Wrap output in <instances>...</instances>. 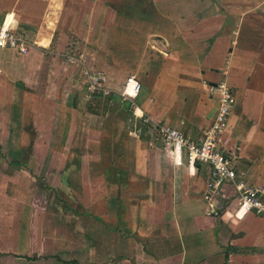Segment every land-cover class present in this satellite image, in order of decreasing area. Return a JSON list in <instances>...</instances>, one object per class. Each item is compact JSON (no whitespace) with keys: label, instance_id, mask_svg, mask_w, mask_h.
Listing matches in <instances>:
<instances>
[{"label":"crops","instance_id":"0c3cea01","mask_svg":"<svg viewBox=\"0 0 264 264\" xmlns=\"http://www.w3.org/2000/svg\"><path fill=\"white\" fill-rule=\"evenodd\" d=\"M8 23L37 44L0 48V222H15L0 228V264H264V218L235 215L234 185L211 196L209 213V167L177 163L129 101L113 98L135 75L137 110L197 140L218 105L209 86L226 71L235 104L220 146L264 201V0H0ZM85 33L113 47L94 60L113 93L90 101L82 87L77 103L52 50L74 37L81 49ZM20 159L27 172L12 165ZM43 166L59 196L29 190ZM85 215L112 222L102 251Z\"/></svg>","mask_w":264,"mask_h":264},{"label":"built area","instance_id":"2783aa9c","mask_svg":"<svg viewBox=\"0 0 264 264\" xmlns=\"http://www.w3.org/2000/svg\"><path fill=\"white\" fill-rule=\"evenodd\" d=\"M36 44L28 35L18 32L10 24H4L0 27V48H9L18 53L26 54ZM56 55L60 56L65 63L78 66L79 79L87 98L105 97L113 93V90L107 85L106 76L100 71L85 66L81 57L78 58L75 55L66 54V52L56 53ZM223 74L224 77L221 80L209 86V91L216 97L218 105L210 124L205 128L202 137L197 140L191 139L184 135L181 130L137 110L135 98L140 92L141 83L135 75L126 77L122 88L117 94L123 100L130 102L133 115L136 118H139L149 130L153 131L166 145L170 146L171 151L178 157V162L174 160L175 162L181 163V157H183L190 166L200 163L209 167L210 176L205 183L203 194V199L207 201L209 213L213 211L212 205L208 203L211 196L214 193L223 192L222 185L229 182L234 185L237 195L235 215L253 212L264 218V201L259 195L261 190L237 179L233 165V154L224 152L220 146L221 135L227 127L229 116L235 104L233 89L225 78L226 71Z\"/></svg>","mask_w":264,"mask_h":264},{"label":"rangeland","instance_id":"374dc122","mask_svg":"<svg viewBox=\"0 0 264 264\" xmlns=\"http://www.w3.org/2000/svg\"><path fill=\"white\" fill-rule=\"evenodd\" d=\"M8 24H10V23H8ZM90 26L91 25L90 24L88 25V23L84 25L85 30H86L85 31L86 33H87V30L88 31L91 30V27ZM95 26H96V30H99V32L107 31V24L99 23V24H97ZM87 27H88V29H87ZM18 32H20V31H18ZM86 33L84 34V40H83V45H82V48L81 49L79 48V46H81L79 44V39L76 40V37H74V39H75V42L76 41L77 42L76 43L75 42L73 43L71 49H67V48H65L64 50H52L51 49L52 50V53L54 54V56L58 57L57 59H58L59 62H62L63 59L60 56L56 55V53L66 52V54L75 55L78 58L81 57L82 60H83V63L85 64V66H87V67H89V68H91L93 70H96V68H95L96 67L95 62L97 60L96 61H94V60L99 55H107V53L109 52V48L111 49L113 47L110 46V42L107 40V38L102 39L99 35L98 36L100 38H98L96 34H95V39L94 40H93V34H92V37L90 38V40H88ZM67 43L69 44L70 42L67 41ZM74 47H76L77 49L74 48ZM263 61H264V55L262 56V62ZM67 65L69 67H71V68L68 67V73H69L70 78L73 80L72 83H71V87H72V85L74 86L70 90H71V92L74 90L76 93H79L80 98H78V97L74 98V100H76V102L78 103L80 101V99H82V97L84 98L83 91H82L83 89L81 90V88L83 86H82V84L80 82V79H79V76H80V73L79 72L80 71H79L78 66H76L75 64H71V65L67 64ZM226 69L229 70L230 68L227 67ZM99 71L102 72L106 76L107 81H108V77H107L108 75L104 71H102V70H99ZM228 78H229V75L226 76V79L227 80H228ZM230 79H233L232 73L230 74ZM57 91H59V90H57ZM71 92L69 94H71ZM237 94L239 95L238 91H237ZM93 98L94 97L89 98L90 101H92ZM113 98L119 100V98H121V97L119 95L118 96L117 95H114ZM125 105L126 106H129L130 103L129 102H125ZM253 113L254 112H253V106H252L250 108V112H249L250 116H252ZM259 114H260V112H257V114H256L257 117H258ZM230 116H231V114H230ZM230 116H229V119H230ZM228 126H229V120H228L227 128H228ZM227 152H231L232 154H234L233 149H231V151H227ZM22 163L23 162L20 159V160L16 161L15 164H12V165L15 166V167H19L18 170H22V171L27 172V170H29L28 167L25 166V165H23ZM15 167L13 169H16ZM22 168H26V169H22ZM9 169H11V168L10 167L9 168H5V170H9ZM48 170H50V168L47 167V166H43V167L37 168V172H36V175H35L36 176V179H37V185H36V187H33L32 185H30L29 190H31V191L34 190L36 192H42V191L50 192V193L51 192H54V193L57 194V196H59V192L61 190L59 189L60 185H58V182H57L58 181V177L56 175H53V176H49L48 178H46L45 177V172H46V175H49L48 174V172H49ZM39 190H41V191H39ZM41 202H43V201L41 200ZM25 213H27V211H25ZM15 214H18V212L15 211ZM100 217L102 218V216H100ZM84 218H86V220L88 219L91 223L92 222L95 223L94 226H92L91 223L90 224L89 223L88 224L85 223V227H84L85 230H86L85 233L88 232L87 230H89L90 227L93 228L94 230L99 229V230H97L99 232V234H100L99 244L101 246H99V250L102 251L103 250L102 247H104V243H105L102 240L103 239L106 240L107 239V235H108V233L106 231H103V230H104V228H106V229L112 228L113 227L112 222H110V221L108 222L107 221L106 223H104L100 219L97 220V221H94V218L91 215H85ZM12 226H15V222L14 223H12L11 221L8 222V223H4V221H1L0 222V228L4 227L6 229L7 228L10 229ZM117 226H118V228L120 230L119 235L124 236L125 234H128V232H125L121 228V227H123V224H122V222L120 220L118 221ZM6 229H5V232H9V230L8 229L6 230ZM115 235H116V233H115ZM117 235H118V233H117ZM115 238H116V236H115ZM21 250H22L21 247H14V251H16V252L21 251ZM19 264H24V261L23 260H19Z\"/></svg>","mask_w":264,"mask_h":264}]
</instances>
